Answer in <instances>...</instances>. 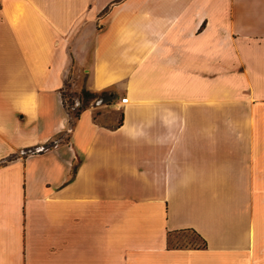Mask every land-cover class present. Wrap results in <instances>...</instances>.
Instances as JSON below:
<instances>
[{
  "label": "crops",
  "instance_id": "crops-1",
  "mask_svg": "<svg viewBox=\"0 0 264 264\" xmlns=\"http://www.w3.org/2000/svg\"><path fill=\"white\" fill-rule=\"evenodd\" d=\"M0 264H264V0H0Z\"/></svg>",
  "mask_w": 264,
  "mask_h": 264
},
{
  "label": "trees",
  "instance_id": "trees-1",
  "mask_svg": "<svg viewBox=\"0 0 264 264\" xmlns=\"http://www.w3.org/2000/svg\"><path fill=\"white\" fill-rule=\"evenodd\" d=\"M67 85V82H66ZM63 97H64V102L69 114V122L71 126H74L76 123V119L78 118V116L80 115L81 111L90 106L91 104L97 103V100L102 99V102L105 101H109L112 97L115 96L114 91H110L108 89H104V90H91L89 88H87L86 86L81 87L79 90H73L71 92V95L74 96V98L70 101L66 96H67V92H66V86L64 87L63 91ZM76 95L77 98H76ZM54 143V141H52L51 144L52 145ZM36 147L31 146V147H26L25 150L27 152H31L33 150H35ZM78 168V165L76 164L74 166V170H73V174L76 172ZM200 236L202 242L199 243L202 246H206L207 245V240L201 236L200 234L198 235Z\"/></svg>",
  "mask_w": 264,
  "mask_h": 264
},
{
  "label": "rangeland",
  "instance_id": "rangeland-1",
  "mask_svg": "<svg viewBox=\"0 0 264 264\" xmlns=\"http://www.w3.org/2000/svg\"><path fill=\"white\" fill-rule=\"evenodd\" d=\"M84 64L75 61L72 64L69 70V79L66 85L67 98L71 101L74 96L71 95L73 90H76V85H82L84 78L86 77V70L84 69ZM75 87V88H74ZM79 89V88H77ZM78 95H76L77 98ZM170 242L172 244H187V245H196L202 242L200 236H198L194 231L188 230L178 234L170 236Z\"/></svg>",
  "mask_w": 264,
  "mask_h": 264
},
{
  "label": "built area",
  "instance_id": "built-area-1",
  "mask_svg": "<svg viewBox=\"0 0 264 264\" xmlns=\"http://www.w3.org/2000/svg\"><path fill=\"white\" fill-rule=\"evenodd\" d=\"M128 100V95H124L123 97H122V101H127ZM35 150H37V149H35ZM34 151V150H33Z\"/></svg>",
  "mask_w": 264,
  "mask_h": 264
},
{
  "label": "water",
  "instance_id": "water-1",
  "mask_svg": "<svg viewBox=\"0 0 264 264\" xmlns=\"http://www.w3.org/2000/svg\"><path fill=\"white\" fill-rule=\"evenodd\" d=\"M101 102H102V99L97 100V103H101Z\"/></svg>",
  "mask_w": 264,
  "mask_h": 264
}]
</instances>
